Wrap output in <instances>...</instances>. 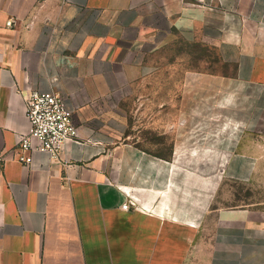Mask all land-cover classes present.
<instances>
[{"label":"crops","instance_id":"0c3cea01","mask_svg":"<svg viewBox=\"0 0 264 264\" xmlns=\"http://www.w3.org/2000/svg\"><path fill=\"white\" fill-rule=\"evenodd\" d=\"M31 91L74 112L58 157ZM217 159L264 189V0H0V264H264V202L186 165Z\"/></svg>","mask_w":264,"mask_h":264},{"label":"built area","instance_id":"2783aa9c","mask_svg":"<svg viewBox=\"0 0 264 264\" xmlns=\"http://www.w3.org/2000/svg\"><path fill=\"white\" fill-rule=\"evenodd\" d=\"M25 114L30 126L21 141L24 152H45L58 157L68 143L79 140L74 112L69 108L66 97L60 93L29 92L25 97ZM19 161L30 164L27 155L20 156ZM137 203L138 199L129 195L123 209L136 207Z\"/></svg>","mask_w":264,"mask_h":264},{"label":"rangeland","instance_id":"374dc122","mask_svg":"<svg viewBox=\"0 0 264 264\" xmlns=\"http://www.w3.org/2000/svg\"><path fill=\"white\" fill-rule=\"evenodd\" d=\"M224 163V160L219 159L212 161H186L187 166L201 169V174L195 177L198 180L197 185H199L198 188L202 197L207 195V197L212 198L216 193L217 197L214 206L247 205L256 207L257 204L263 203L264 189L256 180L244 184L223 179L222 168ZM202 172L206 173V175Z\"/></svg>","mask_w":264,"mask_h":264}]
</instances>
